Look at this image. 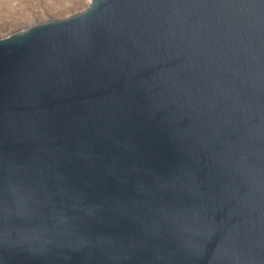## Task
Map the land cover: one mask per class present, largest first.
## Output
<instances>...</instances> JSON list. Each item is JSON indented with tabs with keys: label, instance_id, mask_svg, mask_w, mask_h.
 Here are the masks:
<instances>
[{
	"label": "water",
	"instance_id": "1",
	"mask_svg": "<svg viewBox=\"0 0 264 264\" xmlns=\"http://www.w3.org/2000/svg\"><path fill=\"white\" fill-rule=\"evenodd\" d=\"M0 264H264V0L0 39Z\"/></svg>",
	"mask_w": 264,
	"mask_h": 264
},
{
	"label": "rangeland",
	"instance_id": "2",
	"mask_svg": "<svg viewBox=\"0 0 264 264\" xmlns=\"http://www.w3.org/2000/svg\"><path fill=\"white\" fill-rule=\"evenodd\" d=\"M89 0H0V39L50 20L84 11Z\"/></svg>",
	"mask_w": 264,
	"mask_h": 264
},
{
	"label": "bare ground",
	"instance_id": "3",
	"mask_svg": "<svg viewBox=\"0 0 264 264\" xmlns=\"http://www.w3.org/2000/svg\"><path fill=\"white\" fill-rule=\"evenodd\" d=\"M89 2H91V0H89ZM90 4V3H89Z\"/></svg>",
	"mask_w": 264,
	"mask_h": 264
}]
</instances>
